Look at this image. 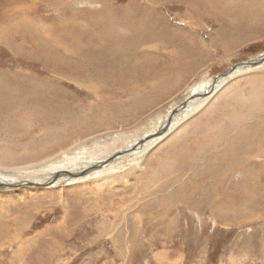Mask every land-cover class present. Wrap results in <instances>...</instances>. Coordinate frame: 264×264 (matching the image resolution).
<instances>
[{
    "label": "rangeland",
    "instance_id": "374dc122",
    "mask_svg": "<svg viewBox=\"0 0 264 264\" xmlns=\"http://www.w3.org/2000/svg\"><path fill=\"white\" fill-rule=\"evenodd\" d=\"M21 22L29 30L12 35ZM88 25L103 35L89 81L79 61L53 72L32 51V36L65 45ZM0 33V79L50 94L0 131V172L32 179L105 163L263 55L264 0H0ZM224 82L138 156L45 189H0V264H264V66ZM245 140L253 161L227 171L221 160ZM222 205L240 210L222 218Z\"/></svg>",
    "mask_w": 264,
    "mask_h": 264
},
{
    "label": "bare ground",
    "instance_id": "6f19581e",
    "mask_svg": "<svg viewBox=\"0 0 264 264\" xmlns=\"http://www.w3.org/2000/svg\"><path fill=\"white\" fill-rule=\"evenodd\" d=\"M259 5V3H257ZM10 5V4H9ZM17 6V5H16ZM260 6V5H259ZM214 7V6H213ZM215 8V7H214ZM217 8V7H216ZM225 8V7H224ZM227 8V7H226ZM218 9V8H217ZM223 11V10H222ZM262 13V11H261ZM220 15V13H219ZM214 17V16H213ZM249 17L251 18H254L253 14H250L249 13ZM107 19V22H110L113 18H106ZM7 21V20H6ZM77 23V22H76ZM112 23V22H110ZM21 24H24L22 25L21 27H24V26H27L28 24H25L24 22H21V23H18V26H15L14 28H11L14 30V33L12 35H15V33L17 32V30L19 29V26ZM95 26L98 27V26H101L100 22L96 23L94 22ZM73 26V25H72ZM28 27V26H27ZM57 27V26H56ZM60 27V26H59ZM68 27H71V26H68ZM74 27V26H73ZM80 27V26H78ZM77 27V28H78ZM9 28V27H8ZM7 28V29H8ZM25 28V27H24ZM7 29L4 31V33H6ZM10 29V28H9ZM26 30H29L28 28H25ZM57 29H62V28H57ZM16 30V31H15ZM71 29L69 28H65V31H64V34H69L71 33L70 32ZM73 30V29H72ZM2 31V30H1ZM78 33H80V37H78L76 41L72 42V43H66L65 45H53V44H48L47 42H43L44 40L39 39L38 36L34 37L32 36L33 40L31 41L32 44H33V52L35 51L36 55H37V58L42 61L44 63V65L46 67H48L49 69H51L53 72H69L68 69H71L70 67V61L73 60V62L75 61H79V67L81 68H84L82 72V75H80V77L82 76L83 77V80L84 81H89V77L91 75V72L93 71L92 68H94V65L96 63H101V59H97V58H94L96 60H94L93 58H91V56H93L95 54V52H98V49L99 47L96 48V45L92 42H100V40L102 39L103 35H96L93 33V30L92 28L88 25V27H83V28H80L78 29ZM98 31H101V29H99ZM32 32V31H31ZM55 32V30H54ZM34 33V32H33ZM57 33V31H56ZM134 34V32H132ZM132 34L131 38L129 39L130 41H132V38H135V36ZM70 35V34H69ZM54 36V35H53ZM46 37V36H45ZM55 37V36H54ZM105 37V36H104ZM0 38L1 39H5L4 37V34H1L0 33ZM60 38V37H59ZM58 38V39H59ZM108 38V37H107ZM117 38V37H116ZM126 38V37H125ZM124 38V39H125ZM30 39V38H29ZM113 39V38H112ZM43 40V41H42ZM61 40V39H60ZM123 40V39H122ZM86 41V42H84ZM103 41V40H102ZM114 41V40H113ZM120 41V40H119ZM84 42V43H83ZM106 43V42H105ZM114 43V42H113ZM120 43V42H119ZM118 43V44H119ZM6 44H11V42H7L6 41ZM31 44V43H28V45ZM111 44V43H109ZM123 44V43H121ZM12 46L14 44H11ZM104 45V44H103ZM22 46V45H21ZM105 46V45H104ZM14 47V46H13ZM19 47V46H17ZM53 47H57L56 50L53 49ZM24 48V47H23ZM90 48V51H91V54L88 53V50ZM111 48V47H110ZM120 49V48H119ZM122 49V48H121ZM20 50V49H19ZM105 50V49H104ZM125 50V49H124ZM19 52V51H18ZM24 52V51H22ZM104 52V51H103ZM111 53V52H110ZM117 54L119 55H128L127 52L125 51H119L117 50L116 52ZM20 54V53H18ZM106 54V53H104ZM109 54V53H108ZM113 54V53H112ZM78 56V57H77ZM100 55L98 54V57ZM104 56V55H102ZM111 56V55H110ZM94 57H97V56H94ZM109 57V56H108ZM121 57V56H120ZM123 57V56H122ZM58 58L60 59L61 62L63 63H60L58 62ZM112 58V57H111ZM111 60V59H110ZM114 62V61H113ZM117 62V61H116ZM98 65V64H97ZM263 67V66H262ZM79 69V68H78ZM77 69V70H78ZM258 69V68H257ZM72 70V69H71ZM76 71V70H75ZM239 71H237L235 74L232 75L235 76L237 75ZM239 74V73H238ZM74 75V74H73ZM76 76V75H75ZM28 79V78H27ZM231 79V78H230ZM229 80V79H228ZM27 81V80H26ZM30 81V79H29ZM40 82V81H39ZM30 83V82H29ZM36 83V82H34ZM225 83V82H224ZM42 84V83H40ZM44 84V83H43ZM221 84L223 83H220L218 84V86H221ZM35 85V84H34ZM45 85V84H44ZM29 86V85H27ZM216 86V87H218ZM38 87V86H37ZM40 87V86H39ZM207 88H209V85L206 86ZM42 88V87H41ZM23 89V88H22ZM22 89H19L18 87H14V85L8 81L5 77H1L0 79V131L2 128H6L5 126L7 125H10V126H13L15 125V127L17 126L18 127V124L16 123V119L18 117V115L21 113L22 114V111L23 109H25L27 106L29 107H32L33 106H39V107H46V106H49L50 102L48 101L47 97H50L48 93L46 92H49L46 91V92H43L42 93H35V91L33 92L32 89H29V90H25V91H22ZM217 89V88H216ZM36 90V89H35ZM22 91V92H21ZM27 91V92H26ZM207 91V90H206ZM205 91V92H206ZM216 91V90H215ZM197 93H195V95H201L202 93H200L198 90L196 91ZM210 98V97H208ZM203 100H206V99H197L195 102L193 101L192 103L189 104V107L187 110H185L184 112H182L178 117H176V119H174V122H173V126H174V123L176 124V121H178V119L183 116H186V114H188L189 112L192 111V106L193 104L195 103H198L200 101H203ZM38 107V108H39ZM37 108V107H36ZM37 108V110H39ZM26 113V112H25ZM24 113V114H25ZM192 113V112H191ZM42 114V113H40ZM32 115V114H31ZM30 117H34L33 115ZM170 115V114H169ZM56 117V116H54ZM16 118V119H15ZM36 118V117H34ZM180 118V119H181ZM179 119V120H180ZM33 120V119H32ZM167 120V119H166ZM167 122V121H165ZM19 123V122H18ZM172 126V127H173ZM16 127V128H17ZM21 127V126H20ZM71 127H69L68 129H70ZM10 129V128H9ZM8 129V130H9ZM18 129H20L18 127ZM7 130V128H6ZM13 133L12 134H15V132L17 131V129H13ZM4 133H7V132H4ZM12 134H10L12 136ZM19 135V134H18ZM17 135V136H18ZM161 138V137H160ZM159 140V138H157V140L155 141H151V142H147L145 143L141 149H139L138 151L134 152V153H128L130 148L131 147H134L135 145H132V146H129L128 148L124 149V150H121L119 151V153H115L113 154L112 156L116 155V154H120V152H125V154H123L122 156L116 158L113 162L109 163V165L107 166H103V165H106L104 164L103 162L98 164V165H92V166H89L87 167L88 165L86 164V166H75V167H71L69 168L68 170H61L63 172H56V173H53L51 175H48L47 177H43V176H40L39 178H27V177H24V178H21L19 179V176L17 174V176H15V174L13 173H5V172H0V185L3 186V188H6L7 185H15L16 186H21L23 184H29V183H32V184H35V185H48V184H51L50 186H56L58 183H61L62 180H64L65 182L67 181H74V180H80V179H83V177H79V173L80 172H83V171H86L88 169H93L94 167H99V166H102L100 167V169H98L97 171H100L104 168H107L109 166H111V164L115 163V161L117 162L118 160H122L124 158H130V157H135V156H138L142 151H144L145 149H147L148 147H150L151 145L155 144L157 141ZM244 149H243V152L242 154L241 153H235L233 152L234 150H232L231 153L227 154L224 156V160H221L222 162H227L228 164V167H227V171L229 172H233L235 171L236 169H239L242 167V169H244V167L246 165H248L251 161H253V158H254V155L252 153V151L249 149V141L245 140L244 141ZM7 148V147H6ZM6 150V149H5ZM148 151V150H147ZM6 152V151H5ZM262 153H264V148L262 149ZM110 156V158L112 157ZM109 159V158H108ZM107 159V160H108ZM105 160V162L107 161ZM96 171V170H94ZM94 171H91V173H93ZM66 173V174H65ZM219 173L220 175H225V171L223 172V168H221V170H219ZM47 174V173H46ZM55 174V175H54ZM60 175L58 177V180L55 178L56 175ZM65 174V175H64ZM217 174V173H216ZM29 175V174H28ZM66 175H73L74 178H70ZM25 176V175H24ZM31 176V175H30ZM88 176V175H86ZM84 176V178L86 177ZM32 177V176H31ZM79 177V178H77ZM217 177V176H216ZM89 178V177H88ZM216 179V178H215ZM217 180V179H216ZM252 183L255 181V179H252L251 180ZM48 186V187H50ZM47 187V186H46ZM257 187V185H256ZM255 187V188H256ZM45 189V188H44ZM257 191L255 193L252 192V196H256L258 191L260 189H264V185H262L259 189V186L256 188ZM10 190V189H9ZM254 191V190H253ZM264 191V190H263ZM261 192V191H260ZM225 195V194H224ZM249 195H247V198H248ZM251 197V198H256V197ZM250 197V196H249ZM258 197V196H257ZM243 198V196H242ZM253 199V200H254ZM243 200V199H241ZM247 201H249V199H247ZM222 204V203H221ZM212 206V205H211ZM217 206V205H216ZM235 206V205H234ZM234 206L233 205H230L228 206L229 209H226L223 207V205L218 209V214L220 215H227L229 212L232 213L233 215H235L236 213H234V211L236 210H240V209H237L234 210ZM238 206V204H237ZM235 206V207H237ZM213 207V206H212ZM239 212V211H237ZM231 215V214H230ZM238 216V215H237ZM242 216V215H241ZM222 218H225V217H228L227 216H220ZM229 218V217H228ZM224 220V219H223ZM226 221V220H224ZM63 226V225H62ZM64 227V226H63ZM58 229V228H57ZM62 230V229H61ZM59 231V230H58ZM61 232V231H60ZM61 234V233H60ZM61 248V247H60ZM59 251V250H58ZM57 252V251H56Z\"/></svg>",
    "mask_w": 264,
    "mask_h": 264
},
{
    "label": "water",
    "instance_id": "95a60500",
    "mask_svg": "<svg viewBox=\"0 0 264 264\" xmlns=\"http://www.w3.org/2000/svg\"><path fill=\"white\" fill-rule=\"evenodd\" d=\"M262 66H264V54L261 55L258 58L250 59V60H247V61H244V62L237 63V64L233 65L232 67H230L228 70H226L223 73H221L220 75L215 76L210 81L209 88L207 89L206 92L202 93L201 95L192 94L190 98H188L183 103H181L176 108H174L170 112V115L168 116V118L166 120L167 122L164 123V126H163V128H161V130H159L158 132H156L154 134L147 135L143 140L137 142V144L134 147H131L128 153H133V151H135L138 147H142L145 143L151 142V141H154V140H157V138H160L163 135H165L170 130V128H171V126L173 124L174 119L176 117H178L182 112H184L185 110H187L190 103H192L193 101L195 102L197 99H207L208 97H210L214 93V91L216 89V86H218V84L223 83L224 81H227L228 79L232 78V75L235 74L237 71H239L238 73H241V72H245V71H248V70L261 68ZM123 154H125V152H120V154H116V155L112 156L104 164L111 163L113 160H115L116 158L122 156ZM101 166L94 167L93 169H88L86 171H83V172H81L79 174V177H84L89 172L100 169ZM103 166H102V168H103ZM59 176L60 175L58 174V175H56L55 178L58 180V177ZM66 176H68L70 178H74L73 175H66ZM79 177H77V178H79ZM50 185L51 184H48V185H38L37 186L35 184L29 183V184H23V185H21V187H23V186H30V187H36V188H38V187L39 188H41V187L42 188H45L46 186L48 187ZM16 187H19V185L16 186ZM16 187H15V185H7L6 188H3V186L0 185V189L1 190L14 189Z\"/></svg>",
    "mask_w": 264,
    "mask_h": 264
},
{
    "label": "crops",
    "instance_id": "0c3cea01",
    "mask_svg": "<svg viewBox=\"0 0 264 264\" xmlns=\"http://www.w3.org/2000/svg\"><path fill=\"white\" fill-rule=\"evenodd\" d=\"M155 1V0H154ZM134 25V24H133ZM135 36V35H134ZM208 99V98H207ZM204 101V100H203Z\"/></svg>",
    "mask_w": 264,
    "mask_h": 264
}]
</instances>
